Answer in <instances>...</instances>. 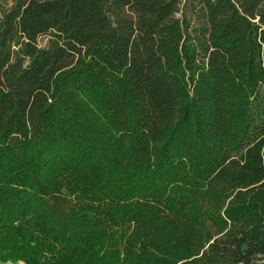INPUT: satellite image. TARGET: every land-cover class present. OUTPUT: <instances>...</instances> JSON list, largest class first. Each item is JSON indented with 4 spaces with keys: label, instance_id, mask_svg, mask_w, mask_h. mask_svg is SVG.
I'll list each match as a JSON object with an SVG mask.
<instances>
[{
    "label": "trees",
    "instance_id": "16d2710c",
    "mask_svg": "<svg viewBox=\"0 0 264 264\" xmlns=\"http://www.w3.org/2000/svg\"><path fill=\"white\" fill-rule=\"evenodd\" d=\"M264 264V0H0V264Z\"/></svg>",
    "mask_w": 264,
    "mask_h": 264
},
{
    "label": "rangeland",
    "instance_id": "374dc122",
    "mask_svg": "<svg viewBox=\"0 0 264 264\" xmlns=\"http://www.w3.org/2000/svg\"><path fill=\"white\" fill-rule=\"evenodd\" d=\"M7 264H10V263H7ZM19 264H23V263H19Z\"/></svg>",
    "mask_w": 264,
    "mask_h": 264
}]
</instances>
